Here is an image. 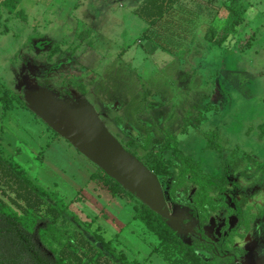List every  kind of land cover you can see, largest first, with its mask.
<instances>
[{"label": "rangeland", "instance_id": "rangeland-1", "mask_svg": "<svg viewBox=\"0 0 264 264\" xmlns=\"http://www.w3.org/2000/svg\"><path fill=\"white\" fill-rule=\"evenodd\" d=\"M143 1L22 0L25 17L0 6V148L73 212L47 229L37 223L31 233L16 226L27 252L12 242V264H66L62 244L80 235L92 244L89 253L112 264L121 263L104 242L131 264H168L157 237L134 218L139 203L127 192L142 200L123 186L116 196L100 188V167L30 109L27 94L41 89L70 108L93 110L125 147L130 140L149 145L172 171L175 159L164 147L167 135L176 137L210 174L219 207L203 219L208 213L195 206V185L170 202L172 177H160L171 212L216 243L231 240L246 252L243 263L252 254L264 264V0H241L244 20L222 46L205 35L225 24L226 0H180L154 26L135 13ZM212 131L216 144L208 149L205 133ZM0 201L22 215L1 193ZM170 225L198 243L192 231Z\"/></svg>", "mask_w": 264, "mask_h": 264}, {"label": "trees", "instance_id": "trees-1", "mask_svg": "<svg viewBox=\"0 0 264 264\" xmlns=\"http://www.w3.org/2000/svg\"><path fill=\"white\" fill-rule=\"evenodd\" d=\"M179 1L144 0L135 13L150 26H154ZM21 2L22 0H0V6L8 12L16 14V16L25 17L23 9L19 8ZM240 2L241 0L225 1V9L228 12L225 24L221 28L210 27L205 35L206 40L211 45L222 46L225 44L236 28L242 24L244 17ZM205 137L207 138V148L214 149L217 132H207ZM126 147L133 153L138 152L140 149L146 150V153L140 159L159 177H172L167 191L168 198L166 199L168 201L174 202L177 191L193 184L197 187L194 196L195 206L208 213L207 217L205 216L203 219L208 218L209 209L218 210L219 206L214 204L210 196V190L212 189L210 174L203 170L201 161L188 156L182 151L176 137L167 135L164 147L165 150L172 151L176 165L174 171L167 166L168 160L159 152L150 149L149 145L130 140ZM99 171L101 177L98 178L97 183L100 188L112 196H116L118 191L123 190L122 185L103 169L99 168ZM0 193L22 212V215L19 216L6 202L0 201V264H12L13 259L18 256L15 249L11 247L12 242L16 244L19 242L15 237L17 234L16 226L24 227L27 225L31 233L34 226L41 221H45L46 226L43 229H47L57 220L69 217L68 214H73L68 204L46 187L34 181L27 171L12 157L7 156L1 148ZM127 193L139 203L134 218L144 224L157 237V250L168 264H241L240 256L246 254V252L232 247L231 240L220 239L216 243L209 239L203 230H196L199 241L190 244L181 238L179 233L171 227L169 221L154 212L134 195ZM239 226L243 227L244 232H249V224L243 222L241 216ZM233 232L234 229L229 230L228 236ZM20 233L22 234V231ZM19 243L21 245L20 250L27 252L21 240ZM104 245L121 264H131L123 252L116 253L110 242H104ZM198 249L212 252L213 256L206 258L198 252ZM28 250L30 263H32L34 257L31 240L29 241ZM88 250H93L92 244L84 235H80L77 242L76 239L68 238L62 244L59 255L61 260L66 261V264H85L86 258L90 262H95V264H112L109 259L96 256L92 251L89 253ZM43 264L49 263L45 261Z\"/></svg>", "mask_w": 264, "mask_h": 264}, {"label": "water", "instance_id": "water-1", "mask_svg": "<svg viewBox=\"0 0 264 264\" xmlns=\"http://www.w3.org/2000/svg\"><path fill=\"white\" fill-rule=\"evenodd\" d=\"M30 109L55 133L135 194L170 224L183 220L167 206L159 176L129 151L90 109H73L48 90L27 94ZM174 229L178 227L171 226ZM184 227L194 231L193 226Z\"/></svg>", "mask_w": 264, "mask_h": 264}, {"label": "flooded vegetation", "instance_id": "flooded-vegetation-1", "mask_svg": "<svg viewBox=\"0 0 264 264\" xmlns=\"http://www.w3.org/2000/svg\"><path fill=\"white\" fill-rule=\"evenodd\" d=\"M160 178V177H159ZM161 180V179H160ZM163 186V185H162ZM234 216V215H233ZM182 219V218H181ZM183 220V219H182ZM175 222V221H174ZM176 223H179V224H181V226H183L184 227V224H187L184 220H183V222L182 223H180V222H176ZM177 226V225H176ZM185 228V227H184ZM185 229H187V228H185ZM193 229H194V227H193ZM175 231H177L178 233H179V231H181L182 230V228H180V227H178V229H174ZM187 230H189V229H187ZM191 231V230H190ZM196 230L194 229V231H192L193 233H195L196 234V232H195ZM246 254H244V255H242V256H240V263L241 264H243L242 263V257L243 256H245ZM250 258V254L247 256V258L245 259V261H247L248 259ZM244 261V262H245ZM249 263V262H248Z\"/></svg>", "mask_w": 264, "mask_h": 264}, {"label": "crops", "instance_id": "crops-1", "mask_svg": "<svg viewBox=\"0 0 264 264\" xmlns=\"http://www.w3.org/2000/svg\"><path fill=\"white\" fill-rule=\"evenodd\" d=\"M247 261L249 262V264H262L260 259H258L259 263L255 262L254 261V255L252 256V254H250V258ZM242 263H243V261H242ZM243 264H245V263H243Z\"/></svg>", "mask_w": 264, "mask_h": 264}]
</instances>
